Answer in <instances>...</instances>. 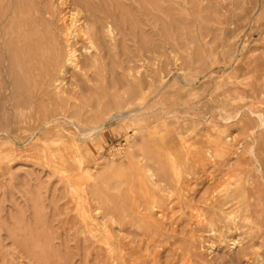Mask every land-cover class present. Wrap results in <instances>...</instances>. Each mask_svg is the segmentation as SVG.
<instances>
[{
    "label": "rangeland",
    "instance_id": "rangeland-1",
    "mask_svg": "<svg viewBox=\"0 0 264 264\" xmlns=\"http://www.w3.org/2000/svg\"><path fill=\"white\" fill-rule=\"evenodd\" d=\"M192 263L264 264V0H0V264Z\"/></svg>",
    "mask_w": 264,
    "mask_h": 264
},
{
    "label": "bare ground",
    "instance_id": "bare-ground-1",
    "mask_svg": "<svg viewBox=\"0 0 264 264\" xmlns=\"http://www.w3.org/2000/svg\"><path fill=\"white\" fill-rule=\"evenodd\" d=\"M106 11V10H105ZM62 31V30H61ZM60 31V32H61ZM71 36V35H70ZM68 40V39H67ZM70 41V40H69ZM64 42V41H63ZM61 45V44H60ZM59 45V46H60ZM67 46H68V44H67ZM71 52V49L69 48V57H71V55L70 54H72V53H70ZM64 55V54H63ZM68 56V55H67ZM78 57V56H77ZM69 59H71V58H69ZM74 59V58H73ZM73 59H71V61L73 60ZM77 59V58H76ZM65 60H67V59H65ZM127 60V59H126ZM69 61V60H68ZM76 61H78V60H76ZM77 63V62H76ZM71 66V65H70ZM56 78V77H55ZM64 82V81H63ZM53 86L57 89V88H59V87H61V81H60V78H57L54 82H53ZM60 96V95H59ZM61 97V96H60ZM135 110V109H134ZM128 113L129 112H117V113H115L114 115H115V117H117V116H120V118H121V116L123 117V116H125V115H127L128 116ZM20 116V115H19ZM126 117V116H125ZM63 119V118H62ZM116 119V118H115ZM72 120V119H71ZM40 129V128H39ZM86 131H87V129H85ZM10 136V135H9ZM187 174V173H186ZM186 174H184V175H186ZM177 178H178V176H177ZM184 178V177H183ZM183 180V179H182ZM190 180V179H189ZM184 181V180H183ZM170 183V182H169ZM181 183H182V181H181ZM192 183H194V181L192 182ZM187 184H188V181H187ZM193 184H191L190 186H192ZM184 186V185H183ZM187 191V190H186ZM188 194V193H187ZM184 197V196H183ZM186 199V198H185ZM192 199V198H191ZM186 201H189V200H186ZM118 204V203H117ZM158 215V214H157ZM214 216V215H213ZM158 219V218H157ZM209 219H210V217H209ZM216 219V218H215ZM208 227V226H207ZM219 227V226H218ZM223 227V226H222ZM213 250V249H212ZM184 259V258H183ZM191 260V259H190ZM191 263V262H190ZM193 264V263H192Z\"/></svg>",
    "mask_w": 264,
    "mask_h": 264
}]
</instances>
